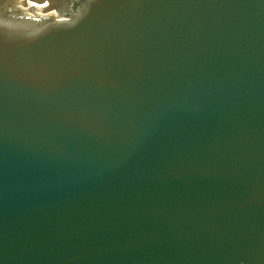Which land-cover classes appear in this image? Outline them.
<instances>
[{
	"label": "water",
	"instance_id": "95a60500",
	"mask_svg": "<svg viewBox=\"0 0 264 264\" xmlns=\"http://www.w3.org/2000/svg\"><path fill=\"white\" fill-rule=\"evenodd\" d=\"M0 264H264V0H0Z\"/></svg>",
	"mask_w": 264,
	"mask_h": 264
},
{
	"label": "rangeland",
	"instance_id": "374dc122",
	"mask_svg": "<svg viewBox=\"0 0 264 264\" xmlns=\"http://www.w3.org/2000/svg\"><path fill=\"white\" fill-rule=\"evenodd\" d=\"M43 6V5H42ZM38 7H40V6H38ZM40 8H42V7H40Z\"/></svg>",
	"mask_w": 264,
	"mask_h": 264
},
{
	"label": "bare ground",
	"instance_id": "6f19581e",
	"mask_svg": "<svg viewBox=\"0 0 264 264\" xmlns=\"http://www.w3.org/2000/svg\"><path fill=\"white\" fill-rule=\"evenodd\" d=\"M40 7H42V8H43V6H40Z\"/></svg>",
	"mask_w": 264,
	"mask_h": 264
}]
</instances>
